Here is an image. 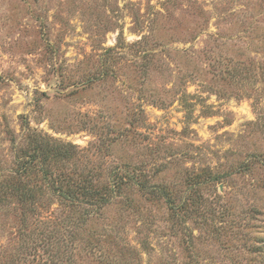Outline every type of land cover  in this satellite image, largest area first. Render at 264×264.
<instances>
[{
	"label": "rangeland",
	"instance_id": "374dc122",
	"mask_svg": "<svg viewBox=\"0 0 264 264\" xmlns=\"http://www.w3.org/2000/svg\"><path fill=\"white\" fill-rule=\"evenodd\" d=\"M3 184L0 264H264V0H0Z\"/></svg>",
	"mask_w": 264,
	"mask_h": 264
},
{
	"label": "trees",
	"instance_id": "16d2710c",
	"mask_svg": "<svg viewBox=\"0 0 264 264\" xmlns=\"http://www.w3.org/2000/svg\"><path fill=\"white\" fill-rule=\"evenodd\" d=\"M32 134L33 137L31 138L30 136L29 141L31 142L32 146L31 152H28V154H24L22 152V154L19 156V158H21L20 169L17 170V173L20 175H26L35 171V169H37L36 163L40 162L41 158L43 159V162H48L55 159L63 160L69 158V156L73 153V144L63 143L40 133ZM38 170L42 171L43 175L47 172L42 167ZM53 178L55 179H53L51 186L55 187V190H57L58 196L62 199V201L68 203L66 205H75L82 202L92 205L102 204L108 199L110 196V191H112V189L107 186L104 188H99L92 182V179L88 178L82 179L79 177L73 178L65 176H63V178ZM54 180H58V183L54 184ZM28 182L31 183V180ZM28 182L24 183V185L20 184V186L16 188L14 187L15 191L20 192V196L22 195L20 199L23 203L24 201L31 198L30 192L33 191L29 186L27 187ZM4 186V184L1 186L0 192ZM30 201H33V199H30ZM179 207L177 205L175 206V208ZM48 242L49 240L47 243ZM58 257L59 256H56L55 254H49L45 259V264H58Z\"/></svg>",
	"mask_w": 264,
	"mask_h": 264
}]
</instances>
